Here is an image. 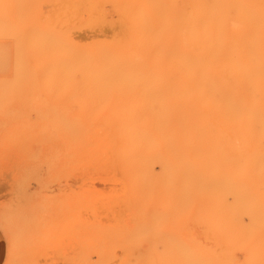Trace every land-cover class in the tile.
<instances>
[{"label": "rangeland", "instance_id": "obj_1", "mask_svg": "<svg viewBox=\"0 0 264 264\" xmlns=\"http://www.w3.org/2000/svg\"><path fill=\"white\" fill-rule=\"evenodd\" d=\"M175 51L176 0H0V264L264 262V193H121Z\"/></svg>", "mask_w": 264, "mask_h": 264}, {"label": "bare ground", "instance_id": "obj_2", "mask_svg": "<svg viewBox=\"0 0 264 264\" xmlns=\"http://www.w3.org/2000/svg\"><path fill=\"white\" fill-rule=\"evenodd\" d=\"M174 63L175 99L126 116L121 193H264V0H176Z\"/></svg>", "mask_w": 264, "mask_h": 264}, {"label": "crops", "instance_id": "obj_3", "mask_svg": "<svg viewBox=\"0 0 264 264\" xmlns=\"http://www.w3.org/2000/svg\"><path fill=\"white\" fill-rule=\"evenodd\" d=\"M1 255H2V243H1V239H0V261H1Z\"/></svg>", "mask_w": 264, "mask_h": 264}]
</instances>
